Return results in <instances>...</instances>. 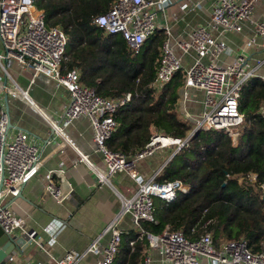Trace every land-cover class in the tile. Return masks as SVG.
<instances>
[{"label": "built area", "instance_id": "2783aa9c", "mask_svg": "<svg viewBox=\"0 0 264 264\" xmlns=\"http://www.w3.org/2000/svg\"><path fill=\"white\" fill-rule=\"evenodd\" d=\"M172 1L112 0V6L106 12L95 15L93 21L106 33H120L129 49L138 53L146 39L158 29L155 22L158 12L166 9ZM259 1L264 0H213L209 20L193 27L189 40L177 41L183 53L193 54V62L189 66L184 67L170 40H164L156 70V86L161 87L178 69H183V101L189 98L190 89H194L204 93V107L196 115L188 110L183 112L185 119L195 123L186 136H170L154 130L143 148L128 155L122 150L110 148L107 140L117 127L114 113L131 99V93L122 97L103 96L93 87L83 84L78 69H64L68 37L63 28L60 25L48 26L44 10L37 6L35 0H0V42L3 47L0 52V226L4 232L13 234L17 229H23L30 240L43 250L46 249L44 235L49 237L48 242L55 239L63 223H49L41 231L25 230L24 216L11 208L6 200L8 196L14 197L20 193L24 183L45 165L48 157L66 144L72 145L63 125L84 115L91 120L93 141L102 154L104 166L90 161L87 155L79 151L78 157L87 161L95 172L98 186L107 184L113 188L120 200V209L106 227L110 237L104 246L96 237L84 250L69 249L57 260V264H113L124 238L133 246L137 239L145 236L149 245L157 248L163 260L170 264H202L203 258L207 264H264V241L258 249H254L244 237L223 239L217 244L209 230L197 238H189L182 229H171L169 225L160 233L147 231L142 222L156 221L154 197L172 201L180 193L189 192L190 187L179 178L158 180L160 169L150 176H144L136 166L139 158L152 154L158 148L171 147V155H174L202 129H224L232 141L237 142L239 126L244 118L239 108L242 87L253 76L264 79V74L258 70L264 64V57L255 58V62H252L243 51L233 53L225 37L229 31H242L244 21H250L254 24L255 34L248 37L244 45H251L258 36L264 38V20L252 17ZM14 60L19 70L30 69V81H34L39 73H44L69 92L62 124L45 116L53 129L45 143L26 130L15 131L8 127L10 116L4 104V94L14 95L33 105L28 89L23 88L10 71ZM262 113L264 115V106ZM57 136L61 139L56 140ZM46 144L51 149L44 153ZM54 170L64 173L63 168ZM118 172L126 173L127 179L123 177L121 180L134 188L131 195H125L115 187L114 179ZM46 178L41 199L52 196L59 202L64 200L70 191L64 192L53 180V169L47 172ZM241 179L255 184L257 174L249 172ZM259 185L264 197V182ZM125 214L131 217L136 237H130L131 230L119 225ZM49 228L51 234L45 231ZM90 252L97 256L94 263L81 262ZM150 261L151 257L146 256L142 264H150Z\"/></svg>", "mask_w": 264, "mask_h": 264}, {"label": "trees", "instance_id": "16d2710c", "mask_svg": "<svg viewBox=\"0 0 264 264\" xmlns=\"http://www.w3.org/2000/svg\"><path fill=\"white\" fill-rule=\"evenodd\" d=\"M48 26L60 25L67 34L64 69H78L80 81L103 96L131 99L114 113L116 129L107 140L112 149L130 155L143 148L155 130L184 137L192 122L177 109L185 72L178 69L159 90L156 70L166 34L157 29L134 53L120 33H106L94 16L106 12L112 0H35ZM264 79L245 82L239 98L244 114L237 142L224 129L200 130L181 147L158 173L160 181L179 178L190 187L172 201L154 197L156 221H143L153 233L167 225L197 238L205 230L219 244L244 237L254 249L264 241ZM257 174L255 184L241 177ZM206 223V221H208ZM147 237L136 240L133 250L121 243L113 264H142ZM127 251L122 253L121 251Z\"/></svg>", "mask_w": 264, "mask_h": 264}, {"label": "crops", "instance_id": "0c3cea01", "mask_svg": "<svg viewBox=\"0 0 264 264\" xmlns=\"http://www.w3.org/2000/svg\"><path fill=\"white\" fill-rule=\"evenodd\" d=\"M212 3L213 0H173L166 9L159 11L155 18L158 29L165 31V38L170 40L176 54L181 57L184 67L192 64L193 54L183 53L177 41L189 40L191 29L209 20ZM252 17L264 20V1L256 3ZM254 34V24L244 21L242 31H229L225 39L233 49V53L243 51L252 62H255V58L264 57V38L258 36L251 45H244L245 40ZM258 70L264 74V64ZM24 75L20 74L22 81L19 84L28 89L33 105L14 95L4 94V104L8 107L11 128L15 131L26 130L40 142L45 143L52 134V127L45 116L62 124L69 92L63 85H57L54 79L44 73H39L34 81H30L29 74ZM15 78L18 81L17 77ZM154 86L159 90L163 85L158 87L154 81ZM182 87L177 102L180 115L185 118L183 114L185 110L194 115L199 114L204 107V93L190 89L189 98L183 101ZM63 129L72 145L66 144L48 157L45 165L24 183L21 196L15 199L8 196L6 200V203L10 202L11 208L24 216L25 230L41 231V228L49 223H63L55 235L56 242L54 244L48 242L49 237L44 235L46 249L43 250L30 240L23 229H17L13 236L17 240L24 237L26 241L21 247L19 245L13 249L1 264H57V260L61 259L69 249L84 250L96 237L100 238L101 246L109 240L110 232L106 231V227L119 211L120 200L111 186L107 184L98 186L95 172L87 161L78 157L79 151L87 155L90 161L104 166L102 154L96 149L93 141L91 120L83 115L63 125ZM60 139V136L56 137V140ZM50 149L49 144L44 145V153L49 152ZM171 150L170 147L158 148L152 154L139 158L136 166L140 173L150 176L159 169L162 170L172 158H169ZM56 168H63L64 173L54 170ZM50 169H53V180L57 185H60L64 192L70 191L61 202L52 196L41 199L47 183L46 174ZM116 177L114 185L118 191L127 196L131 195L134 188L121 180L123 177L127 179L126 173L118 172ZM119 225L123 229L131 230L130 237L137 236L129 214L123 215ZM123 242L128 243L125 238ZM134 245L130 246L128 243L130 250H133ZM145 255L151 257L150 264H170L163 260L157 248L150 245L145 248ZM11 256L13 259H10ZM96 257L90 252L81 262L94 263ZM202 264H207L205 258Z\"/></svg>", "mask_w": 264, "mask_h": 264}, {"label": "water", "instance_id": "95a60500", "mask_svg": "<svg viewBox=\"0 0 264 264\" xmlns=\"http://www.w3.org/2000/svg\"><path fill=\"white\" fill-rule=\"evenodd\" d=\"M12 124L9 123L8 127H10ZM53 131V129H52ZM173 155H171L169 158H171ZM22 191L17 196H14V199L18 196H21ZM10 202H8L9 204ZM26 239L24 237H21L20 240L16 239L13 234H8L4 232L2 227L0 226V263L3 261V259L8 256V254L15 249L17 246L20 245V247L24 244Z\"/></svg>", "mask_w": 264, "mask_h": 264}, {"label": "rangeland", "instance_id": "374dc122", "mask_svg": "<svg viewBox=\"0 0 264 264\" xmlns=\"http://www.w3.org/2000/svg\"><path fill=\"white\" fill-rule=\"evenodd\" d=\"M0 51H3V48H2V45H0ZM19 68H17V66H16V61L14 60V63H13V65H12V67L10 68V71H11V73L15 76V77H17V79H18V81H19V83H20V81H22V77L20 76V74L21 75H28V76H31V72H30V69L29 70H18ZM21 72V73H20ZM24 75V76H25ZM3 81V80H2ZM180 114V113H179ZM193 124H195V123H192L191 124V127L193 126ZM171 148V147H170ZM172 149V148H171Z\"/></svg>", "mask_w": 264, "mask_h": 264}, {"label": "clouds", "instance_id": "9594fccd", "mask_svg": "<svg viewBox=\"0 0 264 264\" xmlns=\"http://www.w3.org/2000/svg\"><path fill=\"white\" fill-rule=\"evenodd\" d=\"M45 231H47V232H49L50 234H51V229L49 228V229H45ZM56 241H55V239H52L51 241H50V243H55Z\"/></svg>", "mask_w": 264, "mask_h": 264}]
</instances>
